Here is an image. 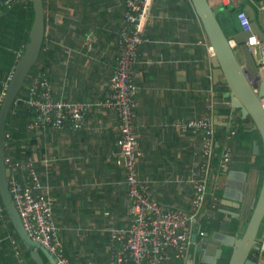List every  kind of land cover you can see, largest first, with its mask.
I'll use <instances>...</instances> for the list:
<instances>
[{
  "label": "crops",
  "instance_id": "1",
  "mask_svg": "<svg viewBox=\"0 0 264 264\" xmlns=\"http://www.w3.org/2000/svg\"><path fill=\"white\" fill-rule=\"evenodd\" d=\"M222 1L219 12L227 14L231 29L237 26L242 30L238 15L247 5L254 7L264 29V0ZM45 4L41 65L52 83L54 98L104 100L117 65L124 0H45ZM11 25V21L0 23V85L5 90L21 58ZM145 38L134 69L140 177L150 183L164 206L191 213L194 188L190 179L203 138L183 132L176 124L205 117L207 99H214V52L193 0H153ZM239 115L232 126L217 129L227 134L223 148L227 146L229 161H221L210 177L203 217L192 225V233L200 237L217 230L227 215L224 212L240 216L233 226L241 234L261 190L264 153L256 155L253 151L260 135L247 130L252 121L238 126ZM226 116V111L220 112L221 123H228ZM118 123L114 110L94 108L80 131L36 129L29 139L32 161L54 199L61 239L65 245L82 247L90 256L89 263L110 261L106 229L123 226L129 220L131 203L125 171L112 154L118 150ZM231 130L236 133L227 140ZM214 196L217 205L211 207ZM14 230L6 214V220L0 219V264H24L14 254ZM216 237L226 239L224 252L208 256L204 264H226L224 259L230 258L232 237L219 232ZM194 252L192 240L184 259L175 261L170 256L166 264H192L189 256ZM248 264H264V253L255 251Z\"/></svg>",
  "mask_w": 264,
  "mask_h": 264
},
{
  "label": "built area",
  "instance_id": "2",
  "mask_svg": "<svg viewBox=\"0 0 264 264\" xmlns=\"http://www.w3.org/2000/svg\"><path fill=\"white\" fill-rule=\"evenodd\" d=\"M152 6L153 0H124V21L118 37L117 65L108 81L104 100L91 102L55 99L50 80L45 73L39 71L33 76L26 95L15 101H23L36 111L37 115L28 126L30 130L68 128L80 131L94 108H108L117 113L118 150L112 154L125 171L131 206L129 220L125 225L107 227L106 231L110 235V261L102 264H166L170 256L175 261L184 259L192 245V225L203 217V208L208 202L210 177L215 171L213 160L217 125L214 99L210 96L207 99L205 117L176 124L183 132L201 134L203 138L200 158L190 179L194 188L191 214L164 206L157 199L150 183L140 177L139 134L136 124L138 86L134 69L141 47L146 41L145 30ZM238 16L242 30L251 31L252 22L248 12L243 10ZM260 43V38L256 35L251 36L248 42L250 46ZM231 45L235 47L236 42L232 40ZM235 133L236 131L231 130L227 140ZM224 148L222 163H227L229 154L227 146ZM7 161L12 172L10 190L26 230L32 239L56 255L59 264H70L54 213V199L42 182L32 158L15 160L7 157ZM217 201L218 198L214 196L211 207H216ZM0 219L6 220L1 195ZM12 246L16 255L21 258L24 250L17 238H12ZM261 251L264 253V247Z\"/></svg>",
  "mask_w": 264,
  "mask_h": 264
},
{
  "label": "water",
  "instance_id": "3",
  "mask_svg": "<svg viewBox=\"0 0 264 264\" xmlns=\"http://www.w3.org/2000/svg\"><path fill=\"white\" fill-rule=\"evenodd\" d=\"M198 15L202 20L209 42L213 49L214 108L217 129L232 126L239 115L238 126L242 122L252 121L250 132L257 131L260 141H254L253 151L256 155L264 153V29L258 22L256 10L247 5L252 22L251 31L239 30L228 34L219 17L222 0H193ZM240 1V0H239ZM244 3V2H243ZM35 20L26 45L14 74L10 80L0 108V195L3 205L14 226L15 234L24 247L30 251L36 264H59L58 259L46 246L35 241L26 230L21 215L10 190L11 169L7 161L8 121L16 99L21 93L33 68L38 64L46 37V8L44 0H33ZM256 35L259 45L250 46L249 38ZM236 42L232 47L231 41ZM226 111L228 123L220 122V112ZM224 124V125H223ZM226 124V125H225ZM189 215L190 212H187ZM227 215L215 232L193 234L195 252L189 256L192 264H204L208 256H215L219 250L224 252L225 240L216 237V233L232 237V247L228 264H248L255 251L264 247V178L256 205L250 215L244 231L240 234L234 229V220L240 216L234 212ZM262 235V236H261Z\"/></svg>",
  "mask_w": 264,
  "mask_h": 264
},
{
  "label": "trees",
  "instance_id": "4",
  "mask_svg": "<svg viewBox=\"0 0 264 264\" xmlns=\"http://www.w3.org/2000/svg\"><path fill=\"white\" fill-rule=\"evenodd\" d=\"M218 17L220 16L218 15ZM34 20H35V13L33 9V0H0V23L2 25L3 21L4 23L5 21H11L12 24L11 27L14 29L13 31H15L14 36H16L15 38H16L17 49L18 48L21 49L20 56H22V54L24 53L26 45L30 40V32L32 30ZM233 27L234 29L232 28L233 29V31H231L232 33H236L239 30H241L237 26H233ZM39 71L45 73L47 75V78L49 79V76L45 68L41 65V57L38 64L33 68L31 72V76L27 79L24 88L22 89L18 97L23 98L26 95V93L29 90L28 88L33 76L36 75ZM4 88H5L4 86L0 85V108L4 99L3 96L7 91V89L5 90ZM36 115H37L36 111L30 108L29 106H27L23 101L14 104L9 117L8 127H7L9 130L7 136V141H8L7 157H12L15 160L16 159L27 160L33 156L34 152H33L32 144L29 141L31 132L33 130H30L28 126ZM226 135L227 134L225 132L217 130V134H216L217 144H216V151L213 160V164L215 168H219L221 166L222 154H223V141ZM5 214H7L6 210H5ZM10 225L12 226L11 222ZM263 229H264V224L262 230ZM15 236L22 244L20 238L17 235ZM22 247L24 250L25 247L23 244ZM64 248H65L66 257L68 258L70 264H89L88 258L90 256L88 257L87 255H85L86 251H84L82 247L64 244ZM89 249H90L89 252H92V249L91 248ZM20 259L24 260V264H36L32 259L29 250H27L26 254H22V257ZM229 259H230L229 256L226 259H224L226 264H228Z\"/></svg>",
  "mask_w": 264,
  "mask_h": 264
},
{
  "label": "rangeland",
  "instance_id": "5",
  "mask_svg": "<svg viewBox=\"0 0 264 264\" xmlns=\"http://www.w3.org/2000/svg\"><path fill=\"white\" fill-rule=\"evenodd\" d=\"M223 12H224V10H223ZM223 12L220 11V12L217 13L220 16L219 17V20L221 21L222 26L224 27V29L226 30V32L228 34H231L232 33L231 31H233V29H231V27L229 26L231 21L227 18V14L226 13L225 14H222ZM229 15H230V13H229ZM4 96H5V94H4ZM4 96H3V98H4ZM222 156H223V154H222ZM11 242H12V240H11ZM14 252H15V250H14Z\"/></svg>",
  "mask_w": 264,
  "mask_h": 264
},
{
  "label": "bare ground",
  "instance_id": "6",
  "mask_svg": "<svg viewBox=\"0 0 264 264\" xmlns=\"http://www.w3.org/2000/svg\"><path fill=\"white\" fill-rule=\"evenodd\" d=\"M253 36V35H252ZM250 39V38H249ZM237 120V119H236ZM225 146V145H224ZM220 153V152H219ZM221 154V153H220ZM6 210V209H5ZM232 211V210H231ZM7 213V212H6ZM8 215V214H7ZM21 240V239H20ZM21 243V242H20ZM23 244V243H22ZM48 264H50V263H48Z\"/></svg>",
  "mask_w": 264,
  "mask_h": 264
}]
</instances>
